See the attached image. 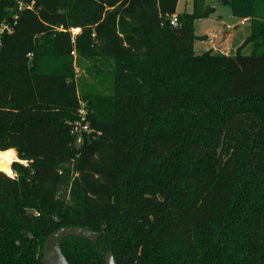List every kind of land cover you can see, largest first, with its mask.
<instances>
[{"label": "trees", "instance_id": "trees-1", "mask_svg": "<svg viewBox=\"0 0 264 264\" xmlns=\"http://www.w3.org/2000/svg\"><path fill=\"white\" fill-rule=\"evenodd\" d=\"M217 1L250 23L231 55L195 51L206 0H0V150L27 162L0 172V264L72 227L100 237L69 264H264V0Z\"/></svg>", "mask_w": 264, "mask_h": 264}, {"label": "rangeland", "instance_id": "rangeland-1", "mask_svg": "<svg viewBox=\"0 0 264 264\" xmlns=\"http://www.w3.org/2000/svg\"><path fill=\"white\" fill-rule=\"evenodd\" d=\"M184 1L180 3L179 6V11H183V6H184ZM206 3L209 6H212L215 8V13L210 17L209 20H201L197 21L195 24V31L196 34L202 35L204 29H214L216 30L217 33L223 32L225 34H229L232 37L228 38L226 37L229 41L227 43L228 46L232 48V53H235L236 49L238 48L239 44H243L245 39L249 36V30H250V23L246 22L244 25H240V22L244 19L235 17L232 15L230 8L228 6H225L221 3H219L217 0H206ZM231 27L230 29H228ZM80 31H74V34H78ZM216 39V38H215ZM202 41H198L195 44V50L198 52V54H202ZM223 43V42H222ZM218 49V47H217ZM221 50H225L224 48ZM248 49H245V53L247 52ZM196 52V53H197ZM204 53V52H203Z\"/></svg>", "mask_w": 264, "mask_h": 264}, {"label": "water", "instance_id": "water-1", "mask_svg": "<svg viewBox=\"0 0 264 264\" xmlns=\"http://www.w3.org/2000/svg\"><path fill=\"white\" fill-rule=\"evenodd\" d=\"M71 237L96 242L100 235L84 228H61L47 239L44 247L43 264H69L62 254L61 245L65 239ZM104 259L106 264H115L111 252L106 253Z\"/></svg>", "mask_w": 264, "mask_h": 264}, {"label": "crops", "instance_id": "crops-1", "mask_svg": "<svg viewBox=\"0 0 264 264\" xmlns=\"http://www.w3.org/2000/svg\"><path fill=\"white\" fill-rule=\"evenodd\" d=\"M191 1L192 0H185L184 1V6H183V11H191ZM182 2V0H179L178 6H177V13H181L179 11V6L180 3ZM182 11V12H183ZM210 18L206 19L209 20ZM201 21V20H199ZM197 22V21H196ZM248 22V21H247ZM196 24V23H195ZM218 32V31H217ZM216 30L214 29H204L202 35H198L201 37H205V39L202 41L201 43V47H202V51L203 52H208V51H213L215 53H220V54H224V55H231L232 53V48L230 46L227 45V43H229V41L227 39H225L226 37L231 38V35H227L223 32L217 33ZM216 38V39H215ZM246 40V39H245ZM223 42V43H222ZM244 43V42H243ZM196 45V44H195ZM242 44L238 45V48L241 46ZM218 47V49H217ZM225 49V50H221V49ZM237 48V49H238ZM236 49V50H237ZM196 51V50H195ZM197 52V51H196ZM236 52V51H235ZM198 53V52H197Z\"/></svg>", "mask_w": 264, "mask_h": 264}, {"label": "clouds", "instance_id": "clouds-1", "mask_svg": "<svg viewBox=\"0 0 264 264\" xmlns=\"http://www.w3.org/2000/svg\"><path fill=\"white\" fill-rule=\"evenodd\" d=\"M16 161L19 163L26 164V161H19L16 149L14 147H8L7 149L0 150V172L4 173L8 177L14 178V172L10 167L12 163Z\"/></svg>", "mask_w": 264, "mask_h": 264}, {"label": "built area", "instance_id": "built-area-1", "mask_svg": "<svg viewBox=\"0 0 264 264\" xmlns=\"http://www.w3.org/2000/svg\"><path fill=\"white\" fill-rule=\"evenodd\" d=\"M248 20L247 19H244V20H242L241 22H240V25H244L246 22H247ZM177 23H178V18H177V15L175 14V15H172L171 17H170V24H171V26L172 27H176L177 26ZM231 27H229L228 29H230ZM2 31H3V29H2ZM74 54V53H73ZM80 116H81V121H84L85 120V112H84V110H82V111H80ZM82 130L84 131V132H87V133H89V129H88V125H85V126H83L82 127ZM76 132H79L80 130L78 129V128H76V130H75ZM82 142V136H80V134H79V136H78V143H81Z\"/></svg>", "mask_w": 264, "mask_h": 264}, {"label": "flooded vegetation", "instance_id": "flooded-vegetation-1", "mask_svg": "<svg viewBox=\"0 0 264 264\" xmlns=\"http://www.w3.org/2000/svg\"><path fill=\"white\" fill-rule=\"evenodd\" d=\"M46 243V242H45ZM44 247H45V244H44ZM44 249L45 248H43V259H44ZM43 259H42V264H43Z\"/></svg>", "mask_w": 264, "mask_h": 264}, {"label": "bare ground", "instance_id": "bare-ground-1", "mask_svg": "<svg viewBox=\"0 0 264 264\" xmlns=\"http://www.w3.org/2000/svg\"><path fill=\"white\" fill-rule=\"evenodd\" d=\"M74 31H76V32H77V31H79V29H78V30H74ZM0 167H3V166H0Z\"/></svg>", "mask_w": 264, "mask_h": 264}]
</instances>
